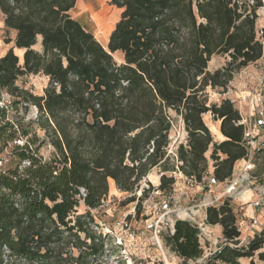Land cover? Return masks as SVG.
Returning <instances> with one entry per match:
<instances>
[{
	"label": "trees",
	"instance_id": "trees-1",
	"mask_svg": "<svg viewBox=\"0 0 264 264\" xmlns=\"http://www.w3.org/2000/svg\"><path fill=\"white\" fill-rule=\"evenodd\" d=\"M76 3L0 0L5 26L24 49L23 60L14 48L0 58V89L39 108L42 143L55 148L47 159L37 149L17 150L19 160L31 165H12L0 174V264H101L104 239L91 210L102 205L110 180L133 193L152 168L170 170V110L188 133L177 155L187 177L203 181L211 146L218 182L231 179L236 162L247 155L239 109L229 98L209 104L207 88L226 92L236 70L263 58L257 11L264 0H111L123 11L106 47L71 15ZM39 38L41 51L35 49ZM214 55L231 59L212 72ZM30 74L49 77L43 95L17 85ZM208 112L221 120V142L204 121ZM16 132L11 125L0 129V151ZM168 180L163 174L159 188ZM82 204L85 213L79 212ZM206 213V223L220 224L225 239L206 264H242V258L264 264V230L240 246L230 199ZM201 235L197 225L177 219L164 239L186 263L203 257Z\"/></svg>",
	"mask_w": 264,
	"mask_h": 264
},
{
	"label": "rangeland",
	"instance_id": "rangeland-1",
	"mask_svg": "<svg viewBox=\"0 0 264 264\" xmlns=\"http://www.w3.org/2000/svg\"><path fill=\"white\" fill-rule=\"evenodd\" d=\"M263 8L264 5L257 11L259 15L257 20L259 36L263 35L261 30L264 29ZM121 13L118 7L111 4V0H77L75 8L71 11V15L88 30L92 31L104 45H107L109 40H106L105 37H110ZM96 16L100 19H96ZM15 37L16 32L5 26L4 15L0 10V52L7 44L5 39L12 40ZM35 49L42 50L40 43L35 46ZM115 58L119 63L124 61L121 53H116ZM230 59L228 55H214L209 63V70L213 72L216 69L225 67ZM263 76L264 56L260 61L236 70L227 90H231L232 93L240 90L248 91L246 99H241L248 102L251 95L257 91L256 89H260L262 86L261 79ZM16 83L20 88L29 91L33 95H43L44 89L49 84V77L43 74H30L20 77ZM223 91L221 87L212 88L209 86L207 88L209 104H220L224 95ZM14 96L17 103L22 102L21 106H23L24 114L14 116V119L19 121L21 132L28 131V137L39 155H42L44 159L51 157L55 152V148L49 142L42 143L46 137V132L39 126V108L31 101L22 100L17 94ZM235 105L246 111L244 102L240 103L237 100ZM170 114L174 119L168 146L170 159L167 165L170 170L164 172L161 166L152 168L140 182V189L133 193L118 189L114 181L110 180L109 193L102 205L91 210L97 225L96 229L104 239L101 264H206L208 257L215 253L225 241L223 235L215 234L208 229L206 209L211 205H220L222 201L227 199H230L237 213L238 225L241 230L240 246L247 245L258 234L251 232V221L249 219H247V225L242 224L244 210L240 207L245 205L239 206L238 203L241 204L242 202H237V198H242L245 192L248 191L256 195V188L260 186L252 179V176H254L252 171L260 167L262 171L264 170V152L255 155L254 163H256V166L249 172L250 179H242V175L239 174L242 169V162H236L231 179L224 182L217 181L216 184H213L210 183L208 178L214 173L216 163L212 158L213 147L211 146L206 153L208 176L204 177V183L197 182L187 177L179 168L181 163L178 161V149L182 143L185 146L187 145L188 133L182 117L177 115L174 110H170ZM210 115L213 119V114L208 112L203 116L204 121L209 126L214 141L221 142L216 135L215 124L208 120ZM18 134L16 132L15 136ZM9 151H13V149L9 147ZM222 157L224 156L222 155ZM17 161L18 157L14 154L12 165H15ZM163 174H166L169 179H173V181L168 180L166 182L165 189L159 188ZM243 176L246 177L247 174ZM233 181H239V187L237 186L235 191L228 194L226 189ZM260 184L264 185V178L260 181ZM145 189L147 192H145ZM86 211L87 207L82 204L79 212L85 213ZM259 213L260 211H258ZM177 219L189 220L201 229V243L204 248L202 258L185 263L167 245L164 236L171 232ZM260 251H264V247ZM73 252L77 253V250L73 249ZM254 259L256 262L261 263L258 259V252ZM240 261L242 264H250L251 259L242 258Z\"/></svg>",
	"mask_w": 264,
	"mask_h": 264
},
{
	"label": "built area",
	"instance_id": "built-area-1",
	"mask_svg": "<svg viewBox=\"0 0 264 264\" xmlns=\"http://www.w3.org/2000/svg\"><path fill=\"white\" fill-rule=\"evenodd\" d=\"M262 86L260 89H256L255 93L251 95L247 103L246 111H243L241 107H237L240 111L241 119L239 124L244 127V144L247 149V155L244 159L245 165L240 170L242 179H250V170L255 167L254 157L259 152H264V76L261 79ZM236 104V100H232ZM22 102L17 103L15 96L7 89H0V129L5 125H11L19 134L6 145L2 151H0V174H5L10 166H12L13 155H16L17 150L29 148L33 154L35 149L31 143L28 135L21 132L19 127V121L14 119V116L23 115ZM9 147L13 151H9ZM15 150V151H14ZM31 165L30 159L19 160L15 165L20 170L25 169ZM247 174L246 177L243 175ZM208 174H206V177ZM210 183L216 184L217 180L213 175L208 176ZM191 179V178H190ZM205 179V178H204ZM204 179L200 183H204ZM239 181H233L226 189V193H230L237 189ZM257 196L250 201V205L253 207L254 212L258 215V211L264 209V187L256 188ZM224 201H222L223 203ZM174 232V227L171 233Z\"/></svg>",
	"mask_w": 264,
	"mask_h": 264
},
{
	"label": "crops",
	"instance_id": "crops-1",
	"mask_svg": "<svg viewBox=\"0 0 264 264\" xmlns=\"http://www.w3.org/2000/svg\"><path fill=\"white\" fill-rule=\"evenodd\" d=\"M118 9L121 12L123 11L122 8H118ZM38 43H40V45H41V38H39ZM11 48H14L15 53L20 57V59L23 57L24 49L18 48L15 46V38H14V39H12V41L9 44H6L5 47L2 48V50L0 52V58L3 55H5L8 52V50H10ZM223 94L224 95L222 97V100L226 99V98H229L231 100L236 99V101L238 100L240 103L244 102V104H246L245 107L247 106L248 102H246V100L242 101L241 99H246L245 97H247L246 95L248 94V91L240 90V91H236L235 93H232L231 90L230 91L227 90ZM246 109H247V107H246ZM208 118H209L208 119L209 121H211L215 124L216 135L218 136V138H220V141H223L224 138H223L221 130H220L221 120H217V121L213 120L211 118V115ZM258 155H260V154H258ZM237 162H242V164H241L242 167L245 165L244 159H241ZM254 164L256 166V163H254ZM252 173L254 175V176H252L253 177L252 179L256 181L257 185H259L260 187H264V185L260 184V181L264 178V170L262 171V168L260 167L259 169H254L252 171ZM256 196H257V194L254 195L253 193H250L248 191V192H245V194L242 198L241 197L237 198V200H238L237 202H242L241 204L238 203L239 206H241L243 204L245 205V206L240 207L244 210L243 218H242V224L247 225V219H249L251 221V228H252L251 232H253V233H259V231L264 228V209H262L260 211V213L257 215L254 212L253 207L249 204L250 201L252 199H254ZM208 229L213 231L215 234L223 235V227L220 224H216V225L208 224ZM249 233H250V231H249Z\"/></svg>",
	"mask_w": 264,
	"mask_h": 264
},
{
	"label": "bare ground",
	"instance_id": "bare-ground-1",
	"mask_svg": "<svg viewBox=\"0 0 264 264\" xmlns=\"http://www.w3.org/2000/svg\"><path fill=\"white\" fill-rule=\"evenodd\" d=\"M263 9H264V8H263ZM262 11H263V10H262ZM99 15H100V14H99ZM103 15H104V14H103ZM95 18H96V19H100L98 16H96ZM105 39L107 40V39H109V37L106 36ZM99 40H100V39H99ZM100 41H101V40H100ZM101 43H102V41H101ZM102 44H103V43H102ZM105 47H106V45H105ZM21 60H23V57L21 58Z\"/></svg>",
	"mask_w": 264,
	"mask_h": 264
}]
</instances>
